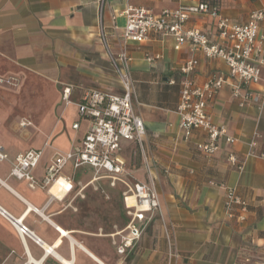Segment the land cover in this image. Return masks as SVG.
<instances>
[{"label":"crops","instance_id":"obj_1","mask_svg":"<svg viewBox=\"0 0 264 264\" xmlns=\"http://www.w3.org/2000/svg\"><path fill=\"white\" fill-rule=\"evenodd\" d=\"M199 1L0 0V76L21 79L25 75L42 87L38 94L27 96L37 105L31 112L34 118L28 114L34 128L26 127L19 136L2 123L14 113L1 104L24 103L21 90L29 85L18 83L0 89V144L8 156L0 161V264H23L29 259L40 264H63L55 255L47 254L43 246H53L58 239L55 252L72 259L73 264H264V107L241 106L232 97L235 81L226 79L208 102V112L212 122L224 126L235 141L219 139L218 149L203 154L197 143L206 140L205 132L192 129L186 139L178 125V67L190 57L197 58L198 66L191 77L198 84L219 73L227 76L228 69L221 59L191 52L187 45L173 49L171 37L150 34L140 43L127 45L135 89L133 108L144 121L146 135L142 148L133 141H121L120 155L131 182L147 181L149 168L160 203L159 211L152 215L127 255L116 253L112 238L108 247L100 248L97 241L103 239L92 237L94 230L89 223L76 222L77 215L70 208L78 195L76 185L83 181L81 177L90 174L91 179L90 168L73 172L71 164L63 167L61 174L72 179L75 189L61 198H51L45 188H30L25 179L10 174L17 154L30 148L42 149L32 170L40 181L53 153L78 145L87 128V118L77 117L75 112L69 115L68 107L77 108L89 89L119 91L110 55L116 56L122 49L124 18L120 13L127 6L158 13ZM216 3L220 14L237 22H245L252 10L264 9V0ZM216 23L217 17L203 14L192 15L186 25L219 42ZM100 24L107 47L98 36ZM260 28L264 29V20ZM148 56L158 58L151 62ZM65 86L70 87L67 105L61 102ZM246 89L264 92V63L257 82ZM44 115L49 122L43 127L39 120ZM75 122L77 129L72 127ZM56 137L62 139V145L55 143ZM229 153L236 155L240 168L228 161ZM223 186L233 187L247 200L244 222L227 217ZM116 187L123 189L121 184ZM21 218L28 234L21 235L13 223ZM126 221L125 215L121 227ZM57 227L68 235L62 236ZM170 252L174 254L169 256Z\"/></svg>","mask_w":264,"mask_h":264},{"label":"built area","instance_id":"obj_2","mask_svg":"<svg viewBox=\"0 0 264 264\" xmlns=\"http://www.w3.org/2000/svg\"><path fill=\"white\" fill-rule=\"evenodd\" d=\"M124 18L121 41L122 49L116 56H111L113 74L119 84L118 92L101 89L86 90L81 100L76 104L79 115L88 120V125L78 145L68 151H55L46 166L45 174L40 181L32 175L37 166L42 149L30 148L17 154L13 161L10 174L18 179H25L30 188L40 186L45 188L51 198H58L51 189L57 185L62 196L72 192L75 185L71 178L61 174L63 167L70 163L73 172L84 167H90L92 177L89 183L106 179L110 187L122 185L121 199L127 221L123 227L111 233L115 251L120 256L127 255L139 241L142 232L152 215L159 211L160 203L154 187V177L147 167V181H129L126 177L125 161L120 155L121 141H133L139 147L143 146L146 127L141 117L135 113L133 101L135 89L131 77V58L127 51L128 43H140L150 34L171 37L173 49L179 50L187 45L189 51L201 52L207 58L221 59L227 66V76L223 73L213 76L198 84L191 74L198 66V60L190 57L178 67L179 101L176 107L178 125L189 137L192 129H201L206 134V140L197 143V148L205 155L212 154L219 147V139L233 143L235 139L229 136L222 125L212 122L208 112V102L230 79L232 97L239 104H254L259 109L264 107V92L252 91L248 88L257 82L260 65L264 63V29L260 28L264 20V9L252 10L245 22H237L220 14L217 3L212 0H200L195 4L179 5L173 9H162L158 13L141 6H127L121 13ZM212 15L217 17V36L219 42H213L196 27H188L187 21L192 15ZM114 26H116L114 24ZM99 39L107 47V39L103 27L99 25ZM158 56H148V61ZM2 81V79H0ZM171 84L173 80L169 81ZM241 88L245 91L241 92ZM70 87L62 88V100L65 105L70 103ZM29 121L22 120L19 126L25 127ZM74 129L78 123H73ZM254 143H251L253 146ZM251 153H247V156ZM8 159L4 147L0 144V161ZM232 165L238 164L234 153L227 157ZM241 167V164H238ZM225 190L224 210L227 217L238 222H244L248 212V202L240 197L233 187L223 186ZM81 192L78 191L77 194ZM133 200L132 203L128 199ZM18 232L28 234L29 231L19 220L13 222ZM174 253H169L172 256ZM23 264H31L28 260Z\"/></svg>","mask_w":264,"mask_h":264},{"label":"rangeland","instance_id":"obj_3","mask_svg":"<svg viewBox=\"0 0 264 264\" xmlns=\"http://www.w3.org/2000/svg\"><path fill=\"white\" fill-rule=\"evenodd\" d=\"M22 78L16 77H2L0 76V89L3 88L1 86L9 85L15 86L18 83L29 85L24 87L22 92V98L24 103H5L1 104V107H7L13 109L12 116H8L7 119L3 120L7 126H10L11 130L15 135H21L22 131L27 127H33V122L28 118L31 116L34 118L35 115H32L31 112L37 108L35 103L30 102L27 96L36 95L38 92L42 91L41 84L25 75L21 76ZM8 91H13L6 89ZM20 94L19 92H14L15 95ZM33 97V96H32ZM61 102H64L63 100ZM68 114L73 116L74 112L77 117H79V112L77 108L74 106L68 107ZM42 115V114H41ZM22 120H26L31 122L28 126L21 127L19 126V122ZM49 121L47 118L43 117V119L39 120L40 125L43 127L47 125ZM34 128V127H33ZM58 145H62V139L56 137L54 140ZM70 164V163H69ZM90 168V167H87ZM90 174H87L84 179L81 177L80 183L76 185L75 191L81 192L75 197L70 206L71 209H74V213L77 215L76 222L79 224L89 223L92 230V237L98 235L97 237H101L103 242L97 241V244L100 248L108 247L111 241V233H113L116 229L120 228L125 221V213L123 202L121 201V188L120 187H110L108 185V181H95L93 183H89ZM107 183V184H106ZM67 203L69 201H66ZM108 242V243H107Z\"/></svg>","mask_w":264,"mask_h":264},{"label":"bare ground","instance_id":"obj_4","mask_svg":"<svg viewBox=\"0 0 264 264\" xmlns=\"http://www.w3.org/2000/svg\"><path fill=\"white\" fill-rule=\"evenodd\" d=\"M51 191L56 194L59 198L62 197V194L60 193V189L58 188L57 185L53 186V188L51 189ZM128 202L129 203H132L133 200L131 198L128 199ZM31 208V207H30ZM23 218L20 219V221H22ZM14 222V221H13ZM16 223V222H15ZM58 230L60 231L61 235L62 236H65V235H68V232L65 231L64 229H62L61 227H57ZM60 243V239H58L53 246H50V245H47V244H43V246L45 247L46 249V252L47 254H53L55 255V257H57L58 259H60V261L63 263V264H73V260L72 259H65L63 257H61L60 255H58L56 252H55V249L54 247L57 246L58 244ZM92 256V255H91ZM94 259H96L94 256H92ZM30 260V259H29ZM35 260V259H34ZM98 261V259H96ZM31 264H40L39 261H31Z\"/></svg>","mask_w":264,"mask_h":264},{"label":"trees","instance_id":"obj_5","mask_svg":"<svg viewBox=\"0 0 264 264\" xmlns=\"http://www.w3.org/2000/svg\"><path fill=\"white\" fill-rule=\"evenodd\" d=\"M213 3H216V0H212Z\"/></svg>","mask_w":264,"mask_h":264},{"label":"water","instance_id":"obj_6","mask_svg":"<svg viewBox=\"0 0 264 264\" xmlns=\"http://www.w3.org/2000/svg\"><path fill=\"white\" fill-rule=\"evenodd\" d=\"M14 222H17L16 220H14ZM38 240V239H37Z\"/></svg>","mask_w":264,"mask_h":264}]
</instances>
